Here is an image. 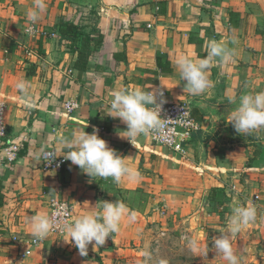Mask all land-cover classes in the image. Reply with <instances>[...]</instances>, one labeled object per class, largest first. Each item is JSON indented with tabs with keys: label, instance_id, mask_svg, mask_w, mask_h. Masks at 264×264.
Segmentation results:
<instances>
[{
	"label": "crops",
	"instance_id": "1",
	"mask_svg": "<svg viewBox=\"0 0 264 264\" xmlns=\"http://www.w3.org/2000/svg\"><path fill=\"white\" fill-rule=\"evenodd\" d=\"M33 2L0 0V100L9 135L26 138L15 162L0 161V264H113L112 254L145 247L152 232L185 238L198 250L207 235L221 234L238 203L256 207L249 225L264 240V130L240 135L224 119L235 107L229 96L264 91V0H45L31 36ZM58 20L75 25L78 38L61 36ZM97 36L101 44L91 43L79 70L78 47ZM211 39L227 42L237 56L211 67V86L192 96L174 61L181 54L204 58ZM21 80L26 93L16 88ZM135 87L162 88L167 101L189 102L200 128L185 157L147 135L121 136L126 124L107 115L109 101L113 91ZM68 99L78 104L70 113L62 106ZM94 129L138 177L92 178L70 160L59 171L42 168L45 152L67 155L61 137ZM54 197L72 204V221L105 201L124 203L135 220L126 214L119 231L103 246L90 244L86 256L65 241L66 230L49 233L23 256L33 237L30 219L47 214Z\"/></svg>",
	"mask_w": 264,
	"mask_h": 264
},
{
	"label": "clouds",
	"instance_id": "2",
	"mask_svg": "<svg viewBox=\"0 0 264 264\" xmlns=\"http://www.w3.org/2000/svg\"><path fill=\"white\" fill-rule=\"evenodd\" d=\"M45 10V0H34L31 10L27 13L28 20L35 24ZM29 31L33 29L30 27ZM233 43H235L234 40ZM236 56L235 48H230L227 42L211 39L207 44L204 58L194 59L181 54L174 63L180 79L185 82L184 89L187 93L200 96L211 86L209 69L217 63H233ZM16 88L26 93L27 84L23 80L18 81ZM228 102L235 107L224 119L226 123L233 126L236 133L250 135L264 130V91L246 92L238 98L232 95L228 97ZM164 103L166 100L163 92L158 88L147 91L142 87L121 88L112 92L107 115L119 118L126 124V129L123 130L124 135L121 136L131 141L164 127V121L167 120L161 115ZM60 142L68 150L67 155L64 156L65 159L70 160L89 177H112L117 183L124 176L138 177V173L129 167L124 156L109 147L107 142L98 135V129H94L92 133L83 130L71 139L61 137ZM126 214L130 221L135 220V214L129 212L124 203L105 201L99 209L82 214L71 223L64 224L63 227L68 233V239L65 241L72 242L80 255L86 256L90 244L103 246L110 235L119 231L121 220ZM256 215V207L251 203H238L231 207L224 230L213 239L216 253L221 255L228 264H240V259L232 246V238L253 223ZM29 223L31 235L38 241L45 240L54 227L60 226L46 214L32 217ZM207 251L206 245L205 256ZM143 256L147 264L151 258L150 253L145 251ZM159 264H167V261L161 260Z\"/></svg>",
	"mask_w": 264,
	"mask_h": 264
},
{
	"label": "built area",
	"instance_id": "3",
	"mask_svg": "<svg viewBox=\"0 0 264 264\" xmlns=\"http://www.w3.org/2000/svg\"><path fill=\"white\" fill-rule=\"evenodd\" d=\"M148 26L150 27V24H148ZM30 27L33 29L31 32L29 31ZM27 32L32 36L38 32V29L31 24L28 26ZM26 51L28 54L33 53L31 49H27ZM158 89L163 92L165 99L167 95L166 91L162 88ZM62 106L66 113H70L78 107V104L68 99L63 102ZM161 115L162 118L167 119L164 121V127L147 136L150 138L153 145L163 147L175 155L185 157L188 142L191 140L193 134L200 128V122L192 114L189 102L186 100L176 102L166 100V103L163 104ZM25 141V137L14 138L9 135L8 126L5 121V103L0 100V161L7 164L15 162L20 152L24 149ZM50 155L53 157H49ZM67 163L68 160L65 159L64 156H56L54 151L45 152L43 154L42 168L44 170L59 171ZM46 215L60 225L59 227H54L50 233L61 234L66 230L63 225L72 222V204L63 199L55 197L50 198ZM16 239L17 237L13 236L12 241ZM25 243L26 248L22 254L23 256L30 254L31 248L38 244L39 241L32 237L27 238Z\"/></svg>",
	"mask_w": 264,
	"mask_h": 264
},
{
	"label": "rangeland",
	"instance_id": "4",
	"mask_svg": "<svg viewBox=\"0 0 264 264\" xmlns=\"http://www.w3.org/2000/svg\"><path fill=\"white\" fill-rule=\"evenodd\" d=\"M166 150V149H164ZM172 156V152L166 150ZM147 224L148 221H147ZM250 230H252L250 232ZM244 231V232H243ZM240 234L232 238V246L235 254L240 259V264H264V240L257 239L260 237L250 225L246 226ZM208 234V233H207ZM216 235H207L205 245H200L198 250H194L187 243V239L177 236L159 237V233L152 232L146 238V245L135 244L130 251H119L112 254L114 257L113 264H146L143 253H150V260L147 264H159L161 260L167 261V264H228L221 255L217 254L213 247V239ZM159 238V239H158ZM208 247L206 256L204 255L205 247Z\"/></svg>",
	"mask_w": 264,
	"mask_h": 264
},
{
	"label": "trees",
	"instance_id": "5",
	"mask_svg": "<svg viewBox=\"0 0 264 264\" xmlns=\"http://www.w3.org/2000/svg\"><path fill=\"white\" fill-rule=\"evenodd\" d=\"M57 26H58L57 27L58 33L61 36H67L73 41L78 38L77 28L72 23L67 22V21L58 20ZM85 38L86 37H84L83 42L81 43L80 47H78L80 48V50H78V56L75 61V65L79 70H83L85 68L88 56L90 55V51H91V47H90L91 43L93 42V47H98L101 44L100 36H97L95 39L93 38L89 39L87 37V40H86ZM159 67L161 70H165L167 68L165 65L161 63L159 64Z\"/></svg>",
	"mask_w": 264,
	"mask_h": 264
}]
</instances>
